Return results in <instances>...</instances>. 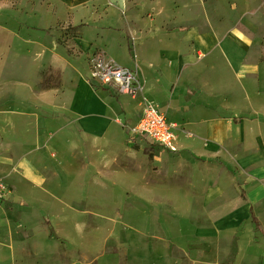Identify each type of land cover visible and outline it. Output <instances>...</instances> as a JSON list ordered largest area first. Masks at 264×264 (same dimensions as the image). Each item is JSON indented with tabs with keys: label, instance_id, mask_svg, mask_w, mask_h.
Instances as JSON below:
<instances>
[{
	"label": "crops",
	"instance_id": "crops-1",
	"mask_svg": "<svg viewBox=\"0 0 264 264\" xmlns=\"http://www.w3.org/2000/svg\"><path fill=\"white\" fill-rule=\"evenodd\" d=\"M261 39L264 0H0V178L28 204L0 217V246L74 174L138 204L139 230L158 232L140 235V263L264 264ZM95 50L177 126L153 184L128 144L139 97L89 84Z\"/></svg>",
	"mask_w": 264,
	"mask_h": 264
},
{
	"label": "rangeland",
	"instance_id": "rangeland-1",
	"mask_svg": "<svg viewBox=\"0 0 264 264\" xmlns=\"http://www.w3.org/2000/svg\"><path fill=\"white\" fill-rule=\"evenodd\" d=\"M259 42L264 49V39ZM121 56L125 58L124 51ZM260 60H264V53ZM128 144L135 150L136 162L145 166L149 183L157 182L160 173L154 162L156 150L129 134ZM71 176L64 179L62 186L66 190L60 200L50 196L29 200L33 216L29 224L19 223L13 246H0V264H145V260L139 261L138 239L140 235L151 238L158 232H150L149 224L139 230L134 219L138 216L131 214L138 204L126 199L116 185L117 191L110 190L114 184L79 182L77 175ZM117 185L122 186L123 182L119 180ZM12 195L0 203L2 218L7 214L19 216L28 206L19 200L16 203ZM1 232L7 236L4 229Z\"/></svg>",
	"mask_w": 264,
	"mask_h": 264
},
{
	"label": "built area",
	"instance_id": "built-area-1",
	"mask_svg": "<svg viewBox=\"0 0 264 264\" xmlns=\"http://www.w3.org/2000/svg\"><path fill=\"white\" fill-rule=\"evenodd\" d=\"M87 80L92 87L101 88L115 96L139 97L142 112L138 120L128 127L130 137L139 138L152 148L176 153L178 129L143 92V83L129 67L115 64L105 52L95 50L87 57ZM12 188L0 178V203L7 202Z\"/></svg>",
	"mask_w": 264,
	"mask_h": 264
},
{
	"label": "trees",
	"instance_id": "trees-1",
	"mask_svg": "<svg viewBox=\"0 0 264 264\" xmlns=\"http://www.w3.org/2000/svg\"><path fill=\"white\" fill-rule=\"evenodd\" d=\"M251 221L252 223L255 225V229L257 231H259V223L258 220L255 218V216L253 215L252 211H251Z\"/></svg>",
	"mask_w": 264,
	"mask_h": 264
}]
</instances>
